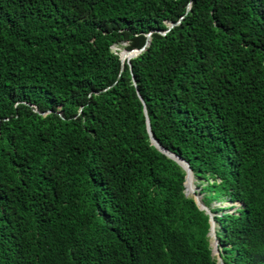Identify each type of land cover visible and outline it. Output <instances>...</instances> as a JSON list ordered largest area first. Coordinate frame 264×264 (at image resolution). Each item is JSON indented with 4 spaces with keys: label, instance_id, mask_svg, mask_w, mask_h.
Listing matches in <instances>:
<instances>
[{
    "label": "trees",
    "instance_id": "1",
    "mask_svg": "<svg viewBox=\"0 0 264 264\" xmlns=\"http://www.w3.org/2000/svg\"><path fill=\"white\" fill-rule=\"evenodd\" d=\"M145 109L264 264V0H0V264H218Z\"/></svg>",
    "mask_w": 264,
    "mask_h": 264
},
{
    "label": "water",
    "instance_id": "2",
    "mask_svg": "<svg viewBox=\"0 0 264 264\" xmlns=\"http://www.w3.org/2000/svg\"><path fill=\"white\" fill-rule=\"evenodd\" d=\"M190 8H191V5H189L188 10H190ZM178 24H180V21L178 23H168L169 30H171L174 26H176ZM150 43H151V33L147 35V41H146L145 45L141 49H132V50H127L126 49L127 53L130 55L128 60H127V62L130 64L131 60L133 58H136L137 56H139L143 51H145V49L150 45ZM119 56H120V59H121V62H122V66L124 67V64H125L126 61H124V59L121 57V54H119ZM36 112H38V110H36ZM145 115H146V122H147V130H148V133H149V136H150L151 143L160 152H162L163 154H165L169 158H171L174 161H176L185 170V172H186V180H185L186 189H185V192H187V179H188L189 173L192 175L193 180L196 181V178H195L194 173H193V171H192V169L190 167V164L186 160L181 158L180 156L170 152L169 150H167V149H165L164 147L161 146V144L157 141V139L155 138V136L153 134V131H152V128H151L150 119L148 117V113H147L146 109H145ZM186 195L190 196V194L188 192L186 193ZM192 197L194 198V200H195L196 204L198 205V207L201 210H204L210 216L211 228H210L209 236H211V239H213V241L211 242V246L213 248V255H217L218 256L219 255V250H218L219 240H218L216 232H215V221H214L215 213H213L211 208L209 206H207L203 202V195L200 193V188L196 187V189L194 191V195ZM217 260H218L217 262L219 264H223L220 255L217 258Z\"/></svg>",
    "mask_w": 264,
    "mask_h": 264
},
{
    "label": "bare ground",
    "instance_id": "3",
    "mask_svg": "<svg viewBox=\"0 0 264 264\" xmlns=\"http://www.w3.org/2000/svg\"><path fill=\"white\" fill-rule=\"evenodd\" d=\"M123 49H121L120 53H121L124 61H127L130 55L127 53V51H125ZM195 189H196L195 182L193 180L192 175L189 173L188 179H187V192L189 191L192 195H194Z\"/></svg>",
    "mask_w": 264,
    "mask_h": 264
},
{
    "label": "rangeland",
    "instance_id": "4",
    "mask_svg": "<svg viewBox=\"0 0 264 264\" xmlns=\"http://www.w3.org/2000/svg\"><path fill=\"white\" fill-rule=\"evenodd\" d=\"M124 48V49H123ZM113 51L114 52H117V53H119V54H121L120 53V51H121V49H123V50H125L126 51V44H119V45H115L113 48ZM119 49V50H118ZM195 182V186L196 187H198V185H199V182L198 181H194ZM188 193L190 194V196H193L189 191H188ZM210 205H212V207H219V206H221V207H226L228 204L227 203H224V204H220V203H218V202H211V204ZM217 258V257H216Z\"/></svg>",
    "mask_w": 264,
    "mask_h": 264
},
{
    "label": "clouds",
    "instance_id": "5",
    "mask_svg": "<svg viewBox=\"0 0 264 264\" xmlns=\"http://www.w3.org/2000/svg\"><path fill=\"white\" fill-rule=\"evenodd\" d=\"M186 180V179H185ZM196 181H197V179H196ZM199 188V187H198ZM186 189V188H185ZM185 193H187V192H185ZM201 193V192H200ZM203 195V194H202ZM188 197H192V196H188ZM193 198V197H192ZM204 202V201H203ZM208 206V205H207ZM210 208H215V207H212V205H210L209 206ZM237 208H242V205L241 204H238V206H237ZM234 210H236L235 208L232 210V211H234ZM214 213V212H213ZM215 216H216V214H215ZM214 216V217H215ZM215 221V220H214ZM211 223V222H210ZM217 231V223L215 222V232ZM209 235V234H208ZM216 235H217V233H216ZM210 237V241L212 242L213 241V239H211V236H209ZM218 238V237H217ZM219 240V239H218ZM212 247V246H211ZM218 250H219V244H218ZM219 255H220V251H219ZM219 255L217 256V255H213V248H212V256L213 257H219ZM221 257V256H220ZM216 258V259H217ZM222 259V258H221ZM218 261V260H217ZM223 262V261H222ZM219 264V263H218ZM224 264V263H223Z\"/></svg>",
    "mask_w": 264,
    "mask_h": 264
}]
</instances>
